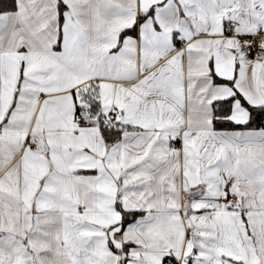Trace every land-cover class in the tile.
<instances>
[{
	"label": "snow or ice",
	"instance_id": "snow-or-ice-1",
	"mask_svg": "<svg viewBox=\"0 0 264 264\" xmlns=\"http://www.w3.org/2000/svg\"><path fill=\"white\" fill-rule=\"evenodd\" d=\"M0 264H264V0H0Z\"/></svg>",
	"mask_w": 264,
	"mask_h": 264
}]
</instances>
